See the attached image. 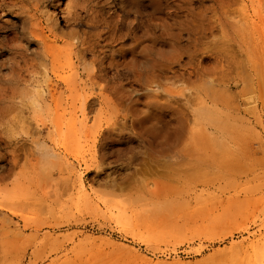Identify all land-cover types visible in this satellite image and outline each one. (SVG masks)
Segmentation results:
<instances>
[{
    "label": "rangeland",
    "instance_id": "374dc122",
    "mask_svg": "<svg viewBox=\"0 0 264 264\" xmlns=\"http://www.w3.org/2000/svg\"><path fill=\"white\" fill-rule=\"evenodd\" d=\"M97 1L120 11L114 0ZM178 2L132 0L131 12L148 14L160 3L155 16L164 17ZM232 2L229 23L264 32L257 0ZM19 22L0 13V41L21 36ZM73 29L86 30L59 17L57 34ZM220 36L216 27L164 74L135 80L101 71L90 55L84 68L72 60L76 72L66 45L74 40L45 38L52 56L20 79L43 91L46 106L36 103L33 118L19 104L23 95H0V264H264V39L241 54ZM20 41L42 52L35 39ZM8 56L0 54L3 79ZM236 77L246 82L236 86ZM136 99L138 109L162 106L171 126L180 123L176 146L163 156L134 127Z\"/></svg>",
    "mask_w": 264,
    "mask_h": 264
},
{
    "label": "bare ground",
    "instance_id": "6f19581e",
    "mask_svg": "<svg viewBox=\"0 0 264 264\" xmlns=\"http://www.w3.org/2000/svg\"><path fill=\"white\" fill-rule=\"evenodd\" d=\"M61 1L0 0V13H14L15 16H18L21 29V36L19 35L18 37L13 33L11 36H4L0 41V54L6 51L9 52L4 64H8L10 70L7 79H3L0 76V95L2 93L23 95L24 104L21 101L19 104L21 107L24 106L31 110L34 114L33 118L37 115L36 107H34L36 103L39 106H46L43 91L32 83L27 84L20 77L21 71H28L29 68H34L38 62L41 64L52 56L51 51L48 50L49 47L46 45V37L53 36L57 42L64 37L74 40V42L66 44L71 50L69 58L71 61L75 59L83 68L86 66L85 58L90 55L92 62H98L101 71H113L112 75L115 78L129 80L145 77L155 78L159 74H164L165 71L171 69L173 64L178 63L182 56H191L194 54V49L197 45L203 44L207 38L213 37L216 27L221 30L218 42H223L221 40H224L227 44L236 45L241 54L247 53L250 48L257 51L259 49L257 46L259 41L262 43L264 39L263 28H259L255 24H249L245 28L228 22L226 9L235 4L232 2L233 0H211L214 4L204 8L202 6L195 7L194 0H179L178 3L168 8L170 11L164 17L155 16V13L162 10L160 3H156L150 13L142 14L139 11L131 12L132 0H114V5L120 9L119 12L118 10L117 12L115 10L113 12H110V10L109 12L104 11L103 5L105 2L97 0H69L64 3V7ZM257 4L264 20V0H257ZM125 7L129 8V10H126ZM41 8L43 11L40 10ZM50 9H52L51 13ZM58 16H61L66 24L72 27L83 25L86 30L73 29L69 30V32L60 30V34H57ZM37 19L38 21H36ZM46 32H48V35H45ZM22 36L25 38L30 37L40 42L42 44V52H34L22 45L20 41ZM183 39H185V44H182ZM165 47L170 48L169 53L165 52ZM74 65L75 62L72 61L70 63L71 68H75L76 72H78L79 67ZM240 67V62L236 60L235 56L231 55V68L236 76L240 75ZM242 67L244 68V65ZM88 73L86 72L84 76L89 77ZM236 78L238 79V77ZM248 78L250 79L249 76ZM240 79L238 81L235 80L236 86L241 84L239 82ZM141 85L148 86L143 81ZM66 86L68 89H73L72 86L75 85ZM92 88L97 89L98 87ZM117 88L120 90L126 89L125 85L122 84L118 85ZM255 88L258 89L259 85H255ZM129 89L131 90V88ZM145 91L149 94L150 89L146 87ZM250 91L248 92L250 93ZM255 99L254 102L256 101ZM143 106L146 107L145 110L138 109V99L135 101L131 100L129 110L132 113V122L134 127H139V134L148 143L149 150L157 153L158 156H163V154L171 151L176 146L182 133L180 123L178 121V125L171 126L166 120L162 106H156L154 111L151 110L153 107L149 109L150 106ZM244 138L241 141L245 142ZM246 142L245 144L248 143ZM162 165L155 164V169L162 168ZM150 170H152L151 167Z\"/></svg>",
    "mask_w": 264,
    "mask_h": 264
}]
</instances>
